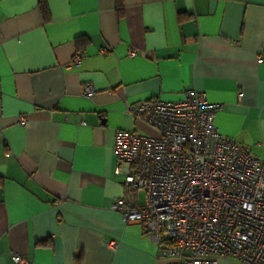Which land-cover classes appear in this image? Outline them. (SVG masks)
Instances as JSON below:
<instances>
[{"label":"crops","instance_id":"obj_1","mask_svg":"<svg viewBox=\"0 0 264 264\" xmlns=\"http://www.w3.org/2000/svg\"><path fill=\"white\" fill-rule=\"evenodd\" d=\"M117 1L45 0V20L38 0H0V264H163L111 210L116 130L154 133L129 106L193 88L223 104L220 133L264 157V0Z\"/></svg>","mask_w":264,"mask_h":264},{"label":"built area","instance_id":"obj_2","mask_svg":"<svg viewBox=\"0 0 264 264\" xmlns=\"http://www.w3.org/2000/svg\"><path fill=\"white\" fill-rule=\"evenodd\" d=\"M136 54L128 48L129 57ZM79 61L76 54L73 63ZM94 91L91 84L82 88L85 96ZM222 107L187 88L177 101L128 107L153 134L124 129L114 134V173L123 166L126 173L124 195L111 210L124 223H142L159 244L163 264H218L219 256L264 264V157L219 132L214 117ZM25 122L18 118V124ZM137 191L144 194L141 203ZM107 247L115 250L117 243ZM10 256L14 264H29L21 254Z\"/></svg>","mask_w":264,"mask_h":264},{"label":"trees","instance_id":"obj_3","mask_svg":"<svg viewBox=\"0 0 264 264\" xmlns=\"http://www.w3.org/2000/svg\"><path fill=\"white\" fill-rule=\"evenodd\" d=\"M38 8L42 14V17L46 20L48 19V9L45 0H38ZM117 10L118 12L121 10V4L119 0L117 1Z\"/></svg>","mask_w":264,"mask_h":264},{"label":"rangeland","instance_id":"obj_4","mask_svg":"<svg viewBox=\"0 0 264 264\" xmlns=\"http://www.w3.org/2000/svg\"><path fill=\"white\" fill-rule=\"evenodd\" d=\"M141 202H142V201H141ZM141 202H140V203H141Z\"/></svg>","mask_w":264,"mask_h":264}]
</instances>
